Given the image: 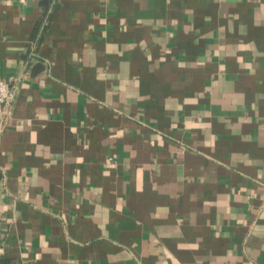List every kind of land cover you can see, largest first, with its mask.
Segmentation results:
<instances>
[{
	"label": "crops",
	"instance_id": "0c3cea01",
	"mask_svg": "<svg viewBox=\"0 0 264 264\" xmlns=\"http://www.w3.org/2000/svg\"><path fill=\"white\" fill-rule=\"evenodd\" d=\"M27 69L0 264H264V0H0Z\"/></svg>",
	"mask_w": 264,
	"mask_h": 264
},
{
	"label": "built area",
	"instance_id": "2783aa9c",
	"mask_svg": "<svg viewBox=\"0 0 264 264\" xmlns=\"http://www.w3.org/2000/svg\"><path fill=\"white\" fill-rule=\"evenodd\" d=\"M36 52L32 49L29 58L26 61L27 68L33 63ZM29 75L28 69L20 77L13 80H7L0 77V137L7 129L15 107V102L20 89L21 82Z\"/></svg>",
	"mask_w": 264,
	"mask_h": 264
},
{
	"label": "water",
	"instance_id": "95a60500",
	"mask_svg": "<svg viewBox=\"0 0 264 264\" xmlns=\"http://www.w3.org/2000/svg\"><path fill=\"white\" fill-rule=\"evenodd\" d=\"M44 70L45 69V66L43 65V63H38L35 65V70L38 71V70ZM0 179H1V173H0Z\"/></svg>",
	"mask_w": 264,
	"mask_h": 264
}]
</instances>
